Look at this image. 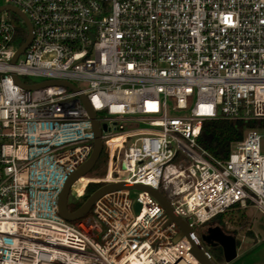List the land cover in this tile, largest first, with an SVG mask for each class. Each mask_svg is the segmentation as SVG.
I'll return each mask as SVG.
<instances>
[{"label": "built area", "instance_id": "built-area-1", "mask_svg": "<svg viewBox=\"0 0 264 264\" xmlns=\"http://www.w3.org/2000/svg\"><path fill=\"white\" fill-rule=\"evenodd\" d=\"M5 6L28 17L33 36L13 62L25 23L0 9V264H200L146 190L107 192L74 221L59 215L63 184L94 145L81 94L108 126V168L79 177L78 194L120 180L162 191L168 168L179 166L189 192L163 193L198 238L196 226L207 233L236 204L264 212L261 133L247 129L225 159L198 142L207 119H264V0H0ZM14 74L78 90L26 89Z\"/></svg>", "mask_w": 264, "mask_h": 264}, {"label": "water", "instance_id": "water-1", "mask_svg": "<svg viewBox=\"0 0 264 264\" xmlns=\"http://www.w3.org/2000/svg\"><path fill=\"white\" fill-rule=\"evenodd\" d=\"M8 8L14 11L20 18L24 21L28 35L26 40L18 47L14 57L13 62H15L16 58L26 49V47L30 44L32 39V25L28 17L18 8L13 6H5L0 7ZM16 82L20 84L22 87L26 89H34L41 86H46L50 84H62L70 87L73 90H78V87L70 81L66 80H46L34 84H27L22 82L16 74L13 75ZM79 99L82 101V104L91 118L92 121V130L94 133V145L89 157L77 168L75 169L66 179L63 184V187L58 196V213L63 218L73 221L76 220L86 213L89 212L93 203L104 195L107 192L118 190V189H140L146 190L150 192L162 205L165 210V214L168 216L167 222H175L179 227V233L175 239H179L182 236H187L191 242L192 253L199 260L200 264H231V262L237 257V238L235 235L227 233L223 230L220 225L211 226L207 233L202 234V239L198 238L194 235L193 228L189 225L186 219L178 216L168 199V197L160 190L151 188L149 186L139 184V183H129L124 180L108 182L100 187H98L94 192H92L83 203L76 209L70 210L68 207V193L74 182L81 176L86 175L96 164L103 150V141L101 138L102 132L108 130V126L106 124L100 125V122L97 119L96 111L91 106L86 95L81 94ZM141 204L139 202L134 203V209L136 213L140 212ZM207 243L210 246L220 245L223 249L224 262H219L207 249Z\"/></svg>", "mask_w": 264, "mask_h": 264}, {"label": "rangeland", "instance_id": "rangeland-1", "mask_svg": "<svg viewBox=\"0 0 264 264\" xmlns=\"http://www.w3.org/2000/svg\"><path fill=\"white\" fill-rule=\"evenodd\" d=\"M22 26L24 25L21 23ZM25 26V25H24ZM28 33V31H27ZM21 79L24 81H39L40 77L34 76H21ZM143 125V124H137ZM262 135V149L264 151V130H258ZM105 150V147H104ZM122 148L118 152V157L114 162L116 169H118L119 160L123 155ZM103 151V150H102ZM105 154V152H104ZM180 157H177L172 161V165H179ZM186 165V164H183ZM108 168V161H105V158H99L96 162L95 166L87 173L89 177H103ZM178 176L171 180V177H174L175 174L168 176V171L162 181V188L167 190H172L174 192L175 197H185L190 190V184L186 181L185 174L186 171L183 167H176ZM117 174L116 172L114 173ZM125 172L121 171V175H124ZM176 176V175H175ZM175 182V183H174ZM105 183H102L103 185ZM183 186H186V190H181ZM161 188L162 192L163 189ZM137 195V191H132V196L135 197ZM81 200V194H78L75 187H71L68 193V207L72 209L79 205ZM244 213L246 215V222H240L238 217L240 213ZM74 221V220H73ZM215 225H220L223 230L227 233L233 234L240 241V244L237 245V257L231 262V264H264V212L259 210L253 204H240L239 206H232L225 212V223ZM250 229L251 233H248ZM196 232L199 234L200 239L203 240L202 234L200 232V228L196 226ZM208 251L219 261L224 262L223 249L220 245L210 246L205 243Z\"/></svg>", "mask_w": 264, "mask_h": 264}, {"label": "trees", "instance_id": "trees-1", "mask_svg": "<svg viewBox=\"0 0 264 264\" xmlns=\"http://www.w3.org/2000/svg\"><path fill=\"white\" fill-rule=\"evenodd\" d=\"M22 38L20 39V43L24 42L27 37V28L23 25L20 27ZM263 129L264 130V119H250V120H229L225 118H215V119H207L203 122L200 136L198 137L199 144L204 147L209 153L213 156L225 159L229 156L230 144L232 142L240 141L244 138L245 132L247 129ZM105 152V154H104ZM105 158L107 162V154L103 149L100 159ZM102 183L92 182L89 183L83 194L81 195V200L78 206L70 209L76 210L83 201L98 187L101 186ZM240 204H236L234 206H239ZM226 212V211H225ZM225 212L217 214L213 222H217L218 224L225 223ZM246 215L244 213H240L238 219L242 223L246 221ZM248 233L252 232L250 229ZM240 244V241L237 239V245Z\"/></svg>", "mask_w": 264, "mask_h": 264}, {"label": "bare ground", "instance_id": "bare-ground-1", "mask_svg": "<svg viewBox=\"0 0 264 264\" xmlns=\"http://www.w3.org/2000/svg\"><path fill=\"white\" fill-rule=\"evenodd\" d=\"M118 140H121V138H117V139H115L114 141H118ZM176 173H178V171L176 170L175 167H169V168H168V176L173 175V174L176 175V176L174 175V177H171V180H172L173 178H176V177L178 176ZM174 183H175V182H174ZM181 190H182V191H183V190H186V186H183Z\"/></svg>", "mask_w": 264, "mask_h": 264}, {"label": "flooded vegetation", "instance_id": "flooded-vegetation-1", "mask_svg": "<svg viewBox=\"0 0 264 264\" xmlns=\"http://www.w3.org/2000/svg\"><path fill=\"white\" fill-rule=\"evenodd\" d=\"M213 225H215L213 222L209 223V225H207L206 229L208 230Z\"/></svg>", "mask_w": 264, "mask_h": 264}]
</instances>
